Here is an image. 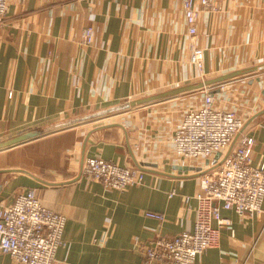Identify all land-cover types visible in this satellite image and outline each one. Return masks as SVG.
Masks as SVG:
<instances>
[{"label": "crops", "instance_id": "crops-1", "mask_svg": "<svg viewBox=\"0 0 264 264\" xmlns=\"http://www.w3.org/2000/svg\"><path fill=\"white\" fill-rule=\"evenodd\" d=\"M212 1L217 9L201 11L197 22L195 40L205 51L200 69L191 61L182 0H10L0 21V141L190 86L0 150V205L32 187L67 216L57 264H141L138 240L193 229L200 161H182L173 136L184 114L202 103L208 87L194 85L203 79L229 75L210 85L216 104L243 117L236 139L252 135V163L264 162V0ZM88 21L95 28L91 44L83 42ZM90 156L143 164L145 180L106 188L81 174ZM262 209L253 216L223 209L234 231L223 228L196 264H264V203ZM1 261L21 264L10 254Z\"/></svg>", "mask_w": 264, "mask_h": 264}, {"label": "built area", "instance_id": "built-area-1", "mask_svg": "<svg viewBox=\"0 0 264 264\" xmlns=\"http://www.w3.org/2000/svg\"><path fill=\"white\" fill-rule=\"evenodd\" d=\"M182 1L191 61L203 69L205 51L195 40L197 22L201 11L215 10L217 6L212 0ZM9 2L0 0V21L6 16ZM94 40V24L85 22L83 42L91 44ZM244 124L236 110L217 106L208 88L202 103L184 114L173 141L182 161H200L194 227L174 236L138 240L137 246L144 254L141 264H196L200 254L218 244L223 228L234 231L233 221L222 215L223 209L234 210L240 216H253L263 210L264 162L252 163L256 141L252 135L242 134L236 139ZM81 174L106 188L125 189L143 183L146 171L102 156H90ZM175 193L173 189L170 195ZM146 215L165 219V214L158 211L148 210ZM66 223L67 216L47 207L35 188L17 192L12 203L0 205V264L2 254H10L21 264H57V251L66 245Z\"/></svg>", "mask_w": 264, "mask_h": 264}, {"label": "water", "instance_id": "water-1", "mask_svg": "<svg viewBox=\"0 0 264 264\" xmlns=\"http://www.w3.org/2000/svg\"><path fill=\"white\" fill-rule=\"evenodd\" d=\"M228 77H229V75L223 76V77H217V78L203 79L198 83L199 84L198 86L194 85V87H202V86H203V88L208 87L209 89H211L210 91L212 93H214L215 89L210 88L211 87L210 85L217 83V82H224L228 79ZM184 87H186V88H184ZM189 87H190L189 85L188 86H182V87H179V86L174 87V88L165 90L163 92L151 94V95L144 97V98L135 99V100H128L125 102H121V103L113 104V105H110L107 107L92 110V111H89L86 113L78 114V115L63 119V120H59L56 122L45 124L43 126L22 132L16 136L11 137V138L1 140L0 141V150L8 149V148L14 147L16 145H19L21 143L39 138L41 136H44V135H47V134H50V133H53V132H56L59 130H63V129H66V128L87 122V121L102 118V117L111 115L113 113L129 109V108L134 107V106H138V105H141L144 103L160 100V99L166 98V97L171 96V95L173 96L177 93L187 91V89ZM235 141H236V139H235ZM235 141L233 142V144L235 143ZM138 165H139L138 167H140L141 169H144V170L146 169L145 166H143V164L138 163Z\"/></svg>", "mask_w": 264, "mask_h": 264}]
</instances>
